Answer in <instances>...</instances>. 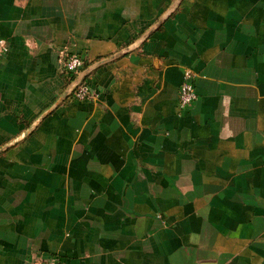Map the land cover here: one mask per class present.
<instances>
[{"label": "crops", "instance_id": "1", "mask_svg": "<svg viewBox=\"0 0 264 264\" xmlns=\"http://www.w3.org/2000/svg\"><path fill=\"white\" fill-rule=\"evenodd\" d=\"M0 38V264H264V0H0Z\"/></svg>", "mask_w": 264, "mask_h": 264}, {"label": "built area", "instance_id": "2", "mask_svg": "<svg viewBox=\"0 0 264 264\" xmlns=\"http://www.w3.org/2000/svg\"><path fill=\"white\" fill-rule=\"evenodd\" d=\"M8 51V44L5 39L0 38V61ZM62 73L67 80V86L70 85L79 73L83 70L84 59L78 54L65 53L61 59ZM69 97L78 100L94 99L96 93L89 87V85L82 80L73 89ZM197 99V93L193 84V76L190 72H185L183 75V82L178 91V106L180 109L191 107ZM56 258H46L41 253L34 254L26 264H56Z\"/></svg>", "mask_w": 264, "mask_h": 264}, {"label": "water", "instance_id": "3", "mask_svg": "<svg viewBox=\"0 0 264 264\" xmlns=\"http://www.w3.org/2000/svg\"><path fill=\"white\" fill-rule=\"evenodd\" d=\"M83 79H84V72L81 71L79 75L76 77V79L70 85L67 86L65 90L66 94L70 95L73 89L77 86V84L80 83Z\"/></svg>", "mask_w": 264, "mask_h": 264}]
</instances>
